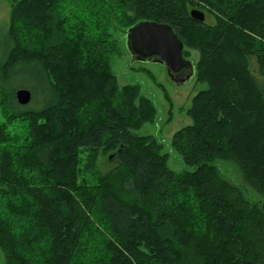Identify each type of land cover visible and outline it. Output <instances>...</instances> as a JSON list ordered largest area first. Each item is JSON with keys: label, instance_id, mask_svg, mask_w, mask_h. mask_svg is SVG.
Returning a JSON list of instances; mask_svg holds the SVG:
<instances>
[{"label": "trees", "instance_id": "16d2710c", "mask_svg": "<svg viewBox=\"0 0 264 264\" xmlns=\"http://www.w3.org/2000/svg\"><path fill=\"white\" fill-rule=\"evenodd\" d=\"M193 8L216 21L192 18ZM112 20L125 33L168 23L185 57L187 35L197 38L195 76L208 88L193 100L194 122L172 136L182 171L155 136L133 132L155 106L136 85L119 89ZM4 35L0 264H264V206L215 164L234 162L264 197V0H17ZM20 69L42 77V96L28 83L8 89ZM20 88L39 105L20 104ZM87 149L118 163L99 174L92 157L87 174Z\"/></svg>", "mask_w": 264, "mask_h": 264}, {"label": "rangeland", "instance_id": "374dc122", "mask_svg": "<svg viewBox=\"0 0 264 264\" xmlns=\"http://www.w3.org/2000/svg\"><path fill=\"white\" fill-rule=\"evenodd\" d=\"M17 0H0V54L3 53L6 37L5 30L9 28L11 22V7ZM206 20L215 22L217 14L207 8ZM109 31L111 36L118 41L117 52L110 55V62L113 74L116 76L119 89L123 86L132 84L139 88L141 95L154 102L155 111L152 118L143 122L142 125L134 129L133 132L139 135H153L159 142L162 143V152L169 154V166L176 171H182L186 168L179 154L172 148L171 140L174 132L178 129L188 126L194 122L193 117L189 113L195 96L208 88V83L202 79H197L195 76L190 82L177 85L173 83L165 70V67L160 63L135 61L130 64V54L126 46L125 25L117 20H112ZM186 37L185 46L187 57L192 59L194 63L199 61V52L194 47L196 42L195 36ZM194 45V46H193ZM28 83L31 84L32 90L41 95L45 93L46 84L41 76L30 69H20L17 71L14 79L11 81L8 89H15L19 85ZM1 97V96H0ZM138 99L136 102L138 103ZM96 102V101H95ZM94 102V103H95ZM42 103V102H41ZM36 102L33 96L27 104L29 107H36ZM39 104H37L38 106ZM41 105V104H40ZM0 111L7 113V107L0 100ZM24 118L17 119L16 122L21 128H24L26 122ZM21 141V138H19ZM94 157L95 169L99 174H105L111 170L118 162L113 151H98L84 150L82 153L81 169L87 174L91 171L85 165ZM215 164L220 174L239 185L246 196L251 200L256 201L264 206V197L255 192L243 182L242 173L237 165L232 161L216 160ZM92 173V171H91ZM92 231L85 232V239H93ZM5 255L0 247V263L4 262Z\"/></svg>", "mask_w": 264, "mask_h": 264}, {"label": "water", "instance_id": "95a60500", "mask_svg": "<svg viewBox=\"0 0 264 264\" xmlns=\"http://www.w3.org/2000/svg\"><path fill=\"white\" fill-rule=\"evenodd\" d=\"M192 18L205 21V13L193 8ZM130 64L135 61L160 63L165 67L170 80L177 84L190 82L196 74L195 63L184 55V43L173 27L165 22L141 20L130 26L125 33ZM32 94L26 88L16 92L22 105L30 102Z\"/></svg>", "mask_w": 264, "mask_h": 264}]
</instances>
